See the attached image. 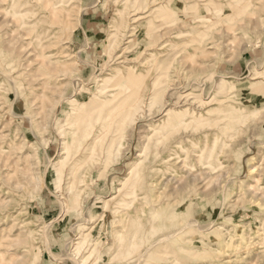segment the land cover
I'll return each instance as SVG.
<instances>
[{"label":"rangeland","instance_id":"obj_1","mask_svg":"<svg viewBox=\"0 0 264 264\" xmlns=\"http://www.w3.org/2000/svg\"><path fill=\"white\" fill-rule=\"evenodd\" d=\"M65 2L66 20L34 27L42 42L0 2V264H264V0ZM137 97L156 118L113 142L96 124L82 144L83 113L122 114ZM162 111L173 137L193 133L170 183L179 212L167 202L154 225L126 228L116 211ZM80 145L92 156L72 177Z\"/></svg>","mask_w":264,"mask_h":264},{"label":"bare ground","instance_id":"obj_2","mask_svg":"<svg viewBox=\"0 0 264 264\" xmlns=\"http://www.w3.org/2000/svg\"><path fill=\"white\" fill-rule=\"evenodd\" d=\"M1 1L3 2L5 0H0V2ZM7 1L13 2L12 8H11V13L13 14V16L18 14L23 25H28V27H29L28 28L29 30L27 32H22L23 36L24 35L25 36H27V35L32 36V38H30V40L33 39L34 41H39V42L44 41L46 39V36L43 35V33H40V34L37 33L33 36V33H35L34 27L38 26V22L45 19L46 17H48L50 24L54 25L55 24L54 21H56L57 19L66 20L65 18L67 17V13L69 12L65 8V4H66L65 0H7ZM17 8H19L20 10H18ZM64 12H65V14H64ZM9 22H10V20H9ZM63 23L65 24V22H63ZM256 79H258V78H255L253 80H256ZM110 86H112V85H110ZM59 87H57L58 90H59ZM107 87H105V88H107ZM55 90H56V88H55ZM60 90H62V89H60ZM58 94H59V92H58ZM76 95H79V89H78L77 85L74 88V94L71 96V98H73V100L78 99V97ZM115 96L116 95H113L111 99H113ZM79 97H80V95H79ZM71 98H68V99H71ZM63 99H61V101H63ZM209 99H210V97H209ZM137 100H138V97L134 99V102H136ZM155 104H156V101L154 99L153 100L151 99L149 106L153 107V106H155ZM145 107L146 106H144V101L141 100V101L136 102L134 105H131L129 110H125V112L123 111L122 114L119 113L120 109L122 107H118V108L115 107V109H111L110 111H108V110L101 111V112L97 113L96 115H94L93 117L89 116L90 114L85 112V111H84L85 113H83L81 116V113H79V111H78L76 116H79V119H80V116L82 118H88L86 120V122L83 123L84 134L82 135V137H83L82 140L80 139L82 144H83L84 140L88 139L91 135V133H90L87 137H85L84 136L85 133H87L88 130L93 128L94 125H96V124H99V126L104 127V128H108V127L114 128V136L111 140L112 142L115 141L116 139L122 137L121 134L129 126L132 127V129H131L132 133H136V131L138 130L137 128H138L139 122L146 121V119L156 118L157 112L154 109L149 110V108H148L149 111L147 112V111H145V109H146ZM174 107H176V106H174ZM179 107H181V106H179ZM57 109H59V108H57ZM163 112L164 111H162L163 116L161 118H159V116L157 115L158 119L161 121L160 124H157L158 122L156 123L157 125L154 124L155 127L154 128L152 127L153 129H152L151 133H148L145 136V142L143 145L144 150L141 152L140 155H141V158L143 157V159H145L143 161L148 162L147 166L144 168V171L142 172L141 162H140V164H138V166L135 165V167H133V170H132L133 176L131 179L134 178L133 181H130L128 185H124V188L125 187L127 188V191L125 193L126 197H124L125 199L123 201V205L121 207L119 206L118 210L116 211V214H123L125 216L124 217V223H125L124 227H126L129 223H131V225H130L131 228L135 227L136 225H141L142 220H144V219L147 220L146 224L144 225L145 228H149L151 225H154V219H155V215H156L155 214L156 213L155 208H157L159 206H165L167 202H170L169 204L170 205L174 204L176 209L178 210L180 207L178 205H176L175 203L183 196L181 194H183L184 191L185 192L188 191L190 186L193 184V181H192L193 178H192V176H190L189 180L188 179L185 180V186L180 187V190H182L181 194H180L181 196L177 197V199H175L173 201H169V199H168L169 196L174 193V189L176 188V187L170 188V183L176 184V178H174L175 174H173V173H176V171H174V168H173L174 165L179 166V167L181 166L184 168L189 167L188 166V160H189L188 155L187 154L181 155V153L178 152V149L181 148V144L183 142H190L191 141L190 139H191V136L193 135V133L186 132L184 134L183 133L182 134H175L173 137L172 135L175 132L172 130V128H173L172 124L173 123H172L171 119L169 118L170 112L169 111H165L164 113ZM205 122H206V120L204 121V123ZM65 124H67V123L65 122ZM188 126L190 127L192 125H188ZM159 127H160V129H159ZM140 129H142V128H140ZM208 129H211V128H208ZM31 130L35 134V130H37V129L34 126V127H32ZM61 130H62V127H61ZM168 130H171V131H168ZM204 133H205V131H204ZM138 134L140 135L142 133L138 132ZM168 136L171 138H170L169 142H166L165 140ZM136 137H137V135H136ZM139 138L143 139L141 137V135L139 136ZM59 140L61 142V139H59ZM173 140H176V141H173ZM135 142H136V140H135ZM60 144H62L61 151H64L65 155H66V151L70 154L69 148L67 149V142L64 140ZM196 144H197V142H196ZM78 146H79V144H78ZM182 146H184V145H182ZM92 150L93 149H90L89 146L80 145L79 157L76 160L75 167H73L70 170L72 177L76 176V174L79 173V171L82 168L83 163L92 156ZM191 151H193V150H191ZM191 154H192V152H191ZM202 155L205 157V150L202 151ZM0 156L2 157V155H0ZM203 156H201L202 160L204 159ZM68 157H69L68 155L65 156L64 158L61 157V159H58L57 163L60 164V166H61L62 163L67 160ZM2 159H3V157L0 160L2 161ZM6 159H8L7 156H5V160ZM5 160H3L2 162H4ZM139 160H140V157H139ZM141 161H142V159H141ZM143 161H142V164H143ZM50 162H52V159H50ZM2 164H4V163H2ZM191 174H189V175H191ZM178 183H179V180H177V184ZM15 186L17 189V188H19V186L23 187V184L21 185L20 183L15 182ZM11 188H14L13 184L11 185ZM174 195L175 194L171 195L170 198H172V197L176 198V196H174ZM4 201L2 200V202H4ZM148 206H149V209H147ZM0 212H2V211H0ZM178 212H179V210L177 211L176 216H177ZM10 216H11V214H10ZM171 216L175 217L174 215H171ZM179 217H181L180 213H179ZM4 221L6 222L5 218H4ZM165 222H166V220H165ZM178 222H179V220H177V223ZM191 224L189 226H191ZM198 225H199V223H198ZM185 226H186V228L189 227L188 224H185ZM136 231L134 232V234L136 233ZM177 234L178 233L172 232L170 234L164 235L160 239H158V242H159V240L171 239L174 236H176ZM139 235H142V234L139 232ZM28 239H31V238H28ZM80 242H79L78 248H80V245H81ZM166 243H167V241H166ZM0 246H2V245H0ZM179 247H181V246H179ZM167 248L168 247H166V249ZM170 250H171L170 251V253H171L172 249H170ZM0 254H2V253H0ZM95 258H96V256H95ZM83 264H84V262H83Z\"/></svg>","mask_w":264,"mask_h":264}]
</instances>
